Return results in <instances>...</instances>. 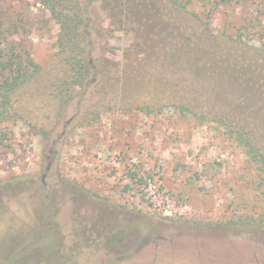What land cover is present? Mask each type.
Masks as SVG:
<instances>
[{"label": "rangeland", "instance_id": "rangeland-1", "mask_svg": "<svg viewBox=\"0 0 264 264\" xmlns=\"http://www.w3.org/2000/svg\"><path fill=\"white\" fill-rule=\"evenodd\" d=\"M124 1L84 0L86 85L59 104V24L37 0H0V34L40 66L14 93L23 119L0 122V264H264V185L214 119L251 87L207 68L187 80L172 20L189 3L207 31L258 45L264 0H166L167 18ZM184 100L211 118L182 117Z\"/></svg>", "mask_w": 264, "mask_h": 264}, {"label": "trees", "instance_id": "trees-1", "mask_svg": "<svg viewBox=\"0 0 264 264\" xmlns=\"http://www.w3.org/2000/svg\"><path fill=\"white\" fill-rule=\"evenodd\" d=\"M37 2L49 10L51 17L60 27L54 45L58 57L55 68L64 73V83L68 85L63 95H57L58 103L64 104L73 96V87L86 85L85 58L93 46L88 6L84 0ZM124 3L136 12L155 17L165 16L167 6L166 0H126ZM188 6L189 3L178 1L172 18L175 25L172 22L176 34L175 42L183 46L178 57L185 60L191 53L188 65L184 63L180 67H188L190 70L191 74L187 80H194L201 69L207 68L212 75L222 71L228 79L238 80V83L244 86L250 85L249 96L243 95L240 100L230 99L231 110L224 112L222 117L214 116V119L224 127L223 134L235 140L255 162L264 185V38H259L258 45H255L245 40L240 29L237 33L228 30L209 32L207 27L210 23L204 22L198 14L190 11ZM6 32H9V29L1 31L0 34V122L14 118L16 124L23 119V115L14 105V93L40 73V66L34 62L28 50L17 53L15 39L10 40ZM197 93L201 99L205 97L204 94ZM197 96L194 98L198 99ZM250 98H254L255 107L250 106ZM195 104L198 107L185 100L181 101V116L190 120L192 117L201 121L209 120L211 112L201 113L198 100ZM225 114L231 116L225 118ZM132 178H136V173H133Z\"/></svg>", "mask_w": 264, "mask_h": 264}, {"label": "water", "instance_id": "water-1", "mask_svg": "<svg viewBox=\"0 0 264 264\" xmlns=\"http://www.w3.org/2000/svg\"><path fill=\"white\" fill-rule=\"evenodd\" d=\"M70 121V120H69Z\"/></svg>", "mask_w": 264, "mask_h": 264}]
</instances>
